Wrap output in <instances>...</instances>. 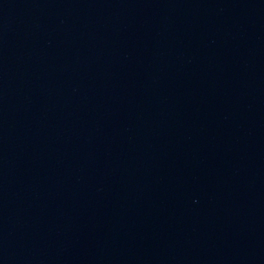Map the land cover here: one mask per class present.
<instances>
[{"label":"water","instance_id":"water-1","mask_svg":"<svg viewBox=\"0 0 264 264\" xmlns=\"http://www.w3.org/2000/svg\"><path fill=\"white\" fill-rule=\"evenodd\" d=\"M0 264H264V0H0Z\"/></svg>","mask_w":264,"mask_h":264}]
</instances>
